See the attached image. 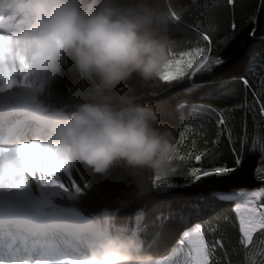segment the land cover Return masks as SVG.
Here are the masks:
<instances>
[{"label":"clouds","instance_id":"1","mask_svg":"<svg viewBox=\"0 0 264 264\" xmlns=\"http://www.w3.org/2000/svg\"><path fill=\"white\" fill-rule=\"evenodd\" d=\"M0 10V20L18 25L0 32V94L12 102L0 145V182L23 179L24 188L35 182L76 195L72 171L79 165L98 174L118 164L169 170L176 153L172 129L160 125L155 106L140 102L127 84L134 74L144 82L160 79L172 59L166 0H0ZM66 66L75 68L82 85H91L71 111L48 102L49 86ZM12 115L29 124L30 138L9 135ZM53 177L70 191L40 179ZM47 209L46 225L65 231L75 226L51 202ZM76 260L159 264L138 234L107 222L94 227L83 256L62 264Z\"/></svg>","mask_w":264,"mask_h":264},{"label":"trees","instance_id":"2","mask_svg":"<svg viewBox=\"0 0 264 264\" xmlns=\"http://www.w3.org/2000/svg\"><path fill=\"white\" fill-rule=\"evenodd\" d=\"M204 3L166 0L170 16L174 13L180 20L171 21L176 26L169 30L170 55L207 46L206 34L212 54L222 55L225 64L180 82L159 78L144 82L135 74L127 81L140 102L155 106L160 125L172 129L176 153L169 170L156 173L118 164L107 174H98L79 165L72 176L82 191L61 192L51 200L55 207L84 217L95 220L107 214L114 224L134 226L145 251L157 259L178 244L185 228L200 223L213 251L212 264H264V230L254 232L250 244H243L233 200L215 195L264 186L257 172L264 168V116L255 99L259 96L264 105V0H207V8ZM241 77L248 79V87ZM90 87V83L82 85L74 67L66 66L49 86L48 102L71 111ZM182 102L186 106L178 110ZM221 114L224 125L218 123ZM196 155L201 161L195 160ZM224 166L235 171L200 181L192 178L197 169ZM34 185L26 189L36 193Z\"/></svg>","mask_w":264,"mask_h":264},{"label":"snow or ice","instance_id":"3","mask_svg":"<svg viewBox=\"0 0 264 264\" xmlns=\"http://www.w3.org/2000/svg\"><path fill=\"white\" fill-rule=\"evenodd\" d=\"M209 5L205 0L204 7ZM171 21L180 23L179 17L174 13L170 16ZM170 23V28L175 27ZM235 28V25H233ZM252 35H255V29H253ZM234 38V37H232ZM203 39L207 41V46L197 47L193 51L181 53L180 59H171L166 67V70L161 75L160 79L164 82H180L183 78L187 77L189 80L196 78L198 74H210L214 69H218L221 65L225 64V60L220 54L213 55L211 39L208 35H204ZM230 42V38L226 40L225 46ZM245 87H248L249 82L246 77H241ZM193 88L200 87L198 84H193ZM185 91H191L186 89ZM186 106V103H180L177 105L178 110H182ZM195 107V106H194ZM221 111L222 110H216ZM261 112L264 113V105L261 106ZM218 123L224 125L226 123L223 115H220ZM201 155H196L195 160L201 161ZM237 165L240 160L237 159ZM235 168L229 167H214L210 169L200 170L197 169L193 172L192 178L195 181H200L202 178L210 176L226 175L234 172ZM258 179L264 180V168H258ZM42 183L58 184L65 191H70L67 185L62 184L60 181L55 180L53 177L51 181L40 178ZM160 177L157 176L156 180ZM27 181L20 179H9L4 182H0V190H20L23 189ZM76 192H81L80 185L73 178L72 189ZM216 196L225 200H237L235 204L234 212L237 215L239 222V231L242 234V243L248 245L252 242L253 233L259 230H264V186L256 189L247 190L241 189L233 192H219L215 193ZM195 207V206H194ZM184 239L179 241L181 245L171 256H167L164 259L159 260V264H212L211 257L213 255L212 249L209 247V243L205 239L204 232L202 231V225L196 223L191 231H185L183 233ZM214 247V246H213ZM0 264H6L4 261H0ZM14 264H49L46 260H21L14 261ZM72 264H83L82 261L76 260Z\"/></svg>","mask_w":264,"mask_h":264},{"label":"bare ground","instance_id":"4","mask_svg":"<svg viewBox=\"0 0 264 264\" xmlns=\"http://www.w3.org/2000/svg\"><path fill=\"white\" fill-rule=\"evenodd\" d=\"M2 21V20H1ZM5 21V19L3 20ZM8 27H11V24H7ZM0 32H6L0 30ZM10 32V31H8ZM11 99L7 94H0V110H7L10 109V103ZM31 136V128L27 131H24L22 135L20 136L22 139L30 138ZM5 144V142L0 141V145ZM39 209L35 210L34 214H26V209L24 207H21L15 200L13 196L9 194V190L3 189L0 191V224L3 225L6 222H13V223H38L42 224L44 223V216L43 213L47 211V206L40 204ZM74 214L71 216L70 220L75 221V225L78 227H89L88 230H92L93 226L91 222L87 219H84L80 216V214L73 212ZM195 225V224H194ZM192 225L191 227H194ZM49 227L48 225H46ZM78 231V229L76 230ZM36 237H34L35 239ZM49 246V243L47 244ZM54 247H59V245H56V243H53ZM36 260H42L41 258H35ZM30 260V259H27ZM46 261L50 262L51 260L49 258L45 259ZM0 261L6 262V264H11V262L14 261H21L19 258L15 259H1Z\"/></svg>","mask_w":264,"mask_h":264},{"label":"rangeland","instance_id":"5","mask_svg":"<svg viewBox=\"0 0 264 264\" xmlns=\"http://www.w3.org/2000/svg\"><path fill=\"white\" fill-rule=\"evenodd\" d=\"M6 20V19H5ZM185 53V52H184ZM172 59H180L181 58V55L180 56H171ZM9 96V98L11 99L10 95L7 94ZM255 99L257 101V106L259 108V111H260V115L264 116V113L261 112V106L263 105V102L260 100L259 96H255ZM10 106L12 107V102L9 103ZM35 183V182H34ZM35 188L37 189V191H39V194L41 196H39V198H34L33 196L29 195L25 189H20V190H9V194L11 196H13L16 200V202L21 206V207H24V208H27L26 209V214H34L35 210L39 209V205L40 204H44L46 206H48L49 202H51L50 200L53 198V197H59L61 192H58L56 190H53V189H48V188H45L43 186H40V185H37L35 183ZM2 191V190H0ZM237 191V190H236ZM227 192H230V191H227ZM235 201V202H234ZM28 203V205H26V203ZM234 204L237 203L238 201L237 200H233ZM22 205H21V204ZM26 205V206H25ZM57 210H60V211H63L69 219H71V216L74 214L73 212L77 213L76 211L74 210H70V209H57ZM79 214V213H78ZM108 223V217L107 216H104L102 218V220L100 221V219H97V222H96V225L97 224H100V225H103L104 223ZM27 224H33V223H27ZM87 228H89L87 226ZM90 230V229H89ZM181 245H178L175 246L171 252L169 254H167L166 256H163V257H160L158 258L159 260L161 259H164L166 258L167 256H171L173 254V252H175L178 248H180ZM30 261V260H29ZM63 262V261H61ZM54 264H60L57 262H55Z\"/></svg>","mask_w":264,"mask_h":264},{"label":"crops","instance_id":"6","mask_svg":"<svg viewBox=\"0 0 264 264\" xmlns=\"http://www.w3.org/2000/svg\"><path fill=\"white\" fill-rule=\"evenodd\" d=\"M225 192H227V191H225ZM230 192H233V191H230ZM219 193V192H218ZM235 202V201H234ZM236 204V203H235ZM235 204H234V207H235ZM237 216V215H236ZM238 219V218H237ZM259 230V229H258ZM191 231V230H190ZM254 234V233H253Z\"/></svg>","mask_w":264,"mask_h":264}]
</instances>
